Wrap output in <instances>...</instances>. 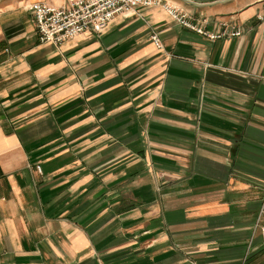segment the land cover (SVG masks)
<instances>
[{"label": "crops", "instance_id": "0c3cea01", "mask_svg": "<svg viewBox=\"0 0 264 264\" xmlns=\"http://www.w3.org/2000/svg\"><path fill=\"white\" fill-rule=\"evenodd\" d=\"M33 1L64 0H0V264H264L263 1L167 0L230 38L152 8L58 45Z\"/></svg>", "mask_w": 264, "mask_h": 264}, {"label": "rangeland", "instance_id": "374dc122", "mask_svg": "<svg viewBox=\"0 0 264 264\" xmlns=\"http://www.w3.org/2000/svg\"><path fill=\"white\" fill-rule=\"evenodd\" d=\"M70 1L71 0H64L63 2L59 4H52L45 1H33L28 2L22 7L28 11L32 16V21L34 25L35 35L37 37V40L40 43L43 44H52V45H58L64 41L70 40L79 34L83 32H88L96 35H100L104 33L108 25L111 23L114 18H119L121 20H124L126 18H129L131 16H134L135 14L139 15V13L142 10L146 9H152V8H159L161 9L169 18V20L173 23H175L177 26L184 28L188 31H191L199 36H202L210 41L219 40L223 37L230 38L234 36L240 35L241 31L237 27H233L230 25L229 22H223L220 23L219 26L220 29L216 30H208L205 28L206 21L203 18H194L189 15H187L185 12L180 10L179 8L175 7L174 5L170 4L167 0H145L144 2L138 1V0H114L116 2V5L114 6L115 9L118 10V12L112 13V15L107 20H100V28L95 25L94 20H87V23L90 25H87L85 28H83L80 32H74L71 33L70 36H66V38L55 42L49 37V33L53 32L55 33L57 30L64 28L66 30H69L71 27L74 26L78 28V26L82 22H86L85 19L89 18H97L98 13L93 8L89 7L86 10H82L79 7H73V12H71V20H67L61 15H59V12L61 13L62 10L70 9ZM263 1V8H264V0ZM35 3H43L55 8H59V12L49 17L48 15H44L41 22L36 19L34 11L30 8ZM94 6H96L97 10L99 12H104L105 8L108 11V6L106 7V2L104 0L98 1V2H92ZM42 33V40H40V32ZM150 42L154 45L156 48H161V41L159 37L157 36V33H151L149 35ZM36 169L38 170V166H36ZM264 206V201H262L257 209L256 217H255V226L258 228L260 236H261V244L264 246L263 239H262V232H261V224L262 220L260 217V211L261 207Z\"/></svg>", "mask_w": 264, "mask_h": 264}, {"label": "built area", "instance_id": "2783aa9c", "mask_svg": "<svg viewBox=\"0 0 264 264\" xmlns=\"http://www.w3.org/2000/svg\"><path fill=\"white\" fill-rule=\"evenodd\" d=\"M98 1H101V0H71L70 1V9H66V10H62V12L60 13L59 12V8H55V7H52V6H49V5H46V4H43V3H35L33 4L30 8L34 11V14H35V17L36 19H38L39 22H41L42 18L44 17V15H48L49 17H52L54 15H56L58 12H59V15H61L62 17H64L65 19L67 20H71L70 17L72 16L71 15V12H73V7H79L80 9L82 10H86L88 9L89 7L93 8L94 10L97 11L98 13V17L97 18H89V19H85L86 22H82L78 28L77 27H71L69 30H66L64 28H61L59 30H57L55 33L53 32H50L49 33V37L50 39L49 40H53L54 43L55 42H58L64 38H66V36H70L71 33H74V32H80L83 28H85L87 25H90L89 23H87V20H91L93 19L94 20V23L95 25L93 27L96 28V26L98 28H100V20H107L111 15L112 13L114 12H118L117 9H115V5H116V2L114 0H104L106 2V7L108 6L109 10L107 11L106 8L104 10V12H99L96 8V6H94L92 4V2H98ZM138 1H142L144 2L145 0H138ZM112 12V13H111ZM40 32V30H39ZM40 40H42V33L40 32ZM261 211H260V217H261V220H262V224H261V232H262V239H263V243H264V206L261 207Z\"/></svg>", "mask_w": 264, "mask_h": 264}]
</instances>
